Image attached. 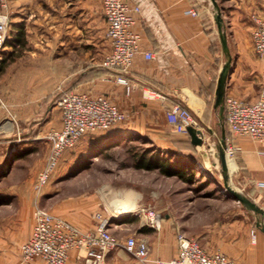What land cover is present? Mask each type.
<instances>
[{
	"label": "crops",
	"instance_id": "obj_1",
	"mask_svg": "<svg viewBox=\"0 0 264 264\" xmlns=\"http://www.w3.org/2000/svg\"><path fill=\"white\" fill-rule=\"evenodd\" d=\"M10 1H13L11 12L15 20L0 50V59L5 60L0 74V96L14 114L15 122L0 125L1 131L10 134L0 136V143H4L0 152L2 177L14 174L16 155L36 151L41 146L48 149L42 136L52 127H61L60 111L55 116L54 110L59 109L55 101L62 88L104 94L127 117L106 130L81 136L73 147L63 151L58 165L74 166L111 138L135 133L149 137L163 149L178 147L183 156L206 168L195 156L204 142L193 145L188 132L172 131L165 112L174 102L188 107L203 133V141L206 135L215 134L216 126H219L220 136L222 127L225 128L219 109L213 104L217 77L226 55L221 49L213 9L209 5L202 0H125L140 8L133 13L132 26L140 34V52L128 69L131 88L126 91L123 84L115 81L113 72L97 68L110 50L101 0ZM232 1V6L222 10L231 56L224 95L253 101L258 97L262 65L253 50L251 11L258 9L257 12L264 13V0ZM12 5L10 2L9 7ZM191 8L196 11L195 15L188 13ZM17 25L25 29L23 48L10 41ZM16 51H19L17 57ZM143 51H152L154 57L146 58ZM143 83L161 92L163 98L144 99L140 90ZM225 130L226 138L237 146L234 158L231 157L234 162L231 172L249 196L259 200L264 208V189L254 184L256 180H264V137L259 141L233 135L227 126ZM186 142L192 146L183 149L182 144ZM215 148L213 141L212 154ZM36 168L28 166L24 174L0 187V264H44L38 257L23 261L19 253L20 243L32 231L34 205H42L44 198L50 199L49 211L83 230L93 228L94 212L105 205L102 193L83 200L62 199L58 190L48 189V182L37 199L32 181ZM248 211L240 204L232 213L217 214L211 220L195 218L193 229L188 223L185 231L196 237L208 252L220 251L240 264H264V231L257 227ZM121 215L127 213L118 210L117 216ZM140 221L139 233L149 243L150 260L142 262L124 249L114 248L106 254V264H165L156 260H168L176 255V233L184 228L181 223L166 216L155 230L142 218ZM253 226L255 241L250 238ZM66 264H77L74 249L69 251Z\"/></svg>",
	"mask_w": 264,
	"mask_h": 264
},
{
	"label": "built area",
	"instance_id": "obj_2",
	"mask_svg": "<svg viewBox=\"0 0 264 264\" xmlns=\"http://www.w3.org/2000/svg\"><path fill=\"white\" fill-rule=\"evenodd\" d=\"M6 8V0H0ZM106 20L105 35L110 50L99 61L97 68L114 73L116 82L123 84L126 91L131 88L127 76L134 56L139 50L140 34L133 30V13L140 11L138 5L131 6L125 0H101ZM188 13L195 15L191 8ZM252 45L261 62L258 97L246 101L227 94L223 98L222 120L229 132L249 136L261 141L264 137V13H253ZM9 38L8 13L0 12V50ZM146 58L154 57L152 51H143ZM144 99L163 98V94L149 84L140 87ZM61 115V127L50 128L42 136L48 143V154L42 168L37 172L33 191L39 196L43 186L57 167L65 149L73 147L81 136L106 130L126 119V113L106 95L89 94L73 88L59 89L55 101ZM170 128L174 132H187L189 125L197 127V120L185 105L174 102L165 112ZM237 146L225 139V153L234 158ZM255 186L264 189V180H256ZM143 222L158 230L161 215L153 206H143L135 210ZM94 226L83 230L38 203L33 209V227L30 236L20 243L19 253L23 261L40 258L44 264H66L69 251H76L77 264H106V254L114 248H122L142 262L150 260V246L143 237L127 235L118 238L109 229V218L101 211L93 214ZM250 238L255 241V228L250 229ZM177 252L168 260L157 259L165 264H240L236 259L220 251H206L198 239L184 232L176 233Z\"/></svg>",
	"mask_w": 264,
	"mask_h": 264
},
{
	"label": "rangeland",
	"instance_id": "obj_3",
	"mask_svg": "<svg viewBox=\"0 0 264 264\" xmlns=\"http://www.w3.org/2000/svg\"><path fill=\"white\" fill-rule=\"evenodd\" d=\"M10 2L12 5L13 1L6 0V8H2L0 3V12L8 13V32L13 27L11 22L15 20L11 12L13 5L11 8L9 7ZM202 2L213 9L210 0H202ZM217 2L222 8L221 10L228 9L234 3L232 0H217ZM257 10L252 9L251 15L259 13ZM18 53L19 51L14 52L15 57L18 56ZM3 58L0 59V65L3 64ZM12 59L11 56L10 60ZM4 103L6 102L0 96V125L8 126V121L14 124L15 116ZM54 112L55 116H58L59 109L56 108ZM214 131L213 136L206 135L200 151L195 154L206 166L205 170L202 169V163L198 164L195 160L186 158L188 164L195 166L198 170L202 169V173H195L192 180H186L177 175H165L158 169L146 170L134 167L135 156L152 148L150 143L152 140L141 134L127 133L119 137L115 136L107 143H102L94 150V153L85 157L82 162H76L74 166L68 167L66 163H60L46 183L48 182V189L58 190L59 197L70 201L88 199L90 196L99 197V194L102 193L105 196V205H100L97 210L109 218L108 229L118 238L127 235L137 238L142 236L139 233L142 229L141 218L135 215L134 211H130L127 215H121V217L117 216L118 210L115 205L126 201L135 202L139 208L153 206L162 218L167 216L176 223H181L184 226L181 232L187 234L185 230H187L188 223L193 229L195 218L211 220L217 214L232 213L235 208L240 206V203L232 198L223 185L217 148L213 154L210 151L213 141L216 145L218 143L219 126H216ZM8 135H10L8 131L0 130V136ZM124 137H127L126 141H122ZM146 138H149V141ZM152 143L155 144L153 141ZM182 145L183 149H187V146ZM3 146L4 143H0V152H2ZM164 150L171 152L168 149ZM47 154L48 149L41 146L36 151L26 152L20 156L16 155L13 162L14 174L5 178L1 174L0 187L24 174L28 166H37L35 169V174H37L42 168ZM94 154L96 155L94 156ZM178 157L180 160H185L181 156ZM35 174L32 177L33 183L36 178ZM229 180L231 185L249 196L247 190L237 182L233 172L229 173ZM49 200V198H44L42 205H39L49 210ZM255 201L263 207L259 200L255 199ZM248 212L255 224L256 222L260 223V225L256 224L257 227H264V216ZM130 217L135 218L129 220ZM185 218L189 220L184 221Z\"/></svg>",
	"mask_w": 264,
	"mask_h": 264
},
{
	"label": "water",
	"instance_id": "obj_4",
	"mask_svg": "<svg viewBox=\"0 0 264 264\" xmlns=\"http://www.w3.org/2000/svg\"><path fill=\"white\" fill-rule=\"evenodd\" d=\"M213 7V18L216 24L219 41L221 45V49L223 53L226 55V59L220 69V72L217 77L216 88L214 93V107L219 109L220 116L223 115V98L225 94V84L226 78L230 67L231 56L228 51V43L225 32V24L222 16V10L217 2V0H210ZM186 131L190 135V141L193 145H201L203 143V133L202 131L192 125L186 127ZM225 128L221 129V136L217 148L218 160L220 162L221 167V178L223 181V185L228 193L237 200L244 208L247 210L264 216V208L259 205L253 198L242 192L240 189L232 186L229 180L228 167L226 162V153H225ZM257 225H260L259 222H256ZM260 228L264 231V227L260 226Z\"/></svg>",
	"mask_w": 264,
	"mask_h": 264
},
{
	"label": "trees",
	"instance_id": "obj_5",
	"mask_svg": "<svg viewBox=\"0 0 264 264\" xmlns=\"http://www.w3.org/2000/svg\"><path fill=\"white\" fill-rule=\"evenodd\" d=\"M10 41L12 44L18 45L19 48H23L25 46L26 38H25V29L23 25H17L15 33L13 34L12 39ZM3 62H5V60H2V63ZM2 69H3V64L0 65V71H2ZM224 126L226 128L225 123H224ZM119 136L121 135H118V137ZM226 136H227V132H226ZM126 139L127 137H124L122 138V141H126ZM147 139L149 141V138H146V140ZM150 143H151L152 148L144 150L139 155L135 156L136 159L133 163L134 167L140 168V169H146V170L158 169L162 174L177 175L186 180H192L195 173L197 172L202 173V169L205 170V168L198 170L195 168V166L188 164L189 162L187 161V159L189 160H194V159L183 156L182 150L179 149L178 147H176L175 150H171V152H168V151H165L163 148H159L158 146L153 144L152 141H150ZM183 144L184 146H187V147L192 146L188 142L183 143ZM172 151H175L176 153H173ZM178 156L185 158V160L183 159L180 160Z\"/></svg>",
	"mask_w": 264,
	"mask_h": 264
},
{
	"label": "bare ground",
	"instance_id": "obj_6",
	"mask_svg": "<svg viewBox=\"0 0 264 264\" xmlns=\"http://www.w3.org/2000/svg\"><path fill=\"white\" fill-rule=\"evenodd\" d=\"M219 140V139H218ZM231 155L227 153L226 155V162H227V167H228V173L231 172V170L234 167V162L231 159ZM233 186V185H232ZM117 206V207H116ZM115 208L119 210L121 213L126 214L129 213L132 210H136L135 202H123V203H118L115 205ZM139 208V207H138ZM135 212V211H134ZM117 213V212H116Z\"/></svg>",
	"mask_w": 264,
	"mask_h": 264
}]
</instances>
